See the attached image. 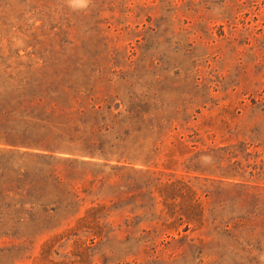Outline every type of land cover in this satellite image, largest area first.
<instances>
[{
  "label": "rangeland",
  "instance_id": "obj_1",
  "mask_svg": "<svg viewBox=\"0 0 264 264\" xmlns=\"http://www.w3.org/2000/svg\"><path fill=\"white\" fill-rule=\"evenodd\" d=\"M94 111L121 113L150 194L131 173L99 194L107 237H59L83 208L0 177V264H264V0H0V119Z\"/></svg>",
  "mask_w": 264,
  "mask_h": 264
},
{
  "label": "trees",
  "instance_id": "obj_2",
  "mask_svg": "<svg viewBox=\"0 0 264 264\" xmlns=\"http://www.w3.org/2000/svg\"><path fill=\"white\" fill-rule=\"evenodd\" d=\"M93 115L94 121L70 126L68 132L44 123L42 118H31L23 113H4L0 119V140L4 141V145L0 146V177L10 175L16 184L22 186V191L29 190L23 179L41 177L45 184L52 187L56 193L54 196L66 206L83 208L74 224L59 233V237L81 232L90 239L107 237L111 232V223L107 206L97 201L99 194L104 189H116L122 194L124 186L128 190L133 189L127 181L134 173L142 175L147 190L144 194L149 195L152 190L149 188L155 180L151 176L143 178L149 170L133 166L132 161L138 160L139 155L127 146L126 139L120 135L126 130L121 113L111 114L109 123L105 122V116L100 117V123L97 111ZM41 165L52 168L45 170ZM184 188H189L188 184L178 180H166L155 186L164 197ZM1 211L4 208L0 203V214ZM186 216L194 218L189 213Z\"/></svg>",
  "mask_w": 264,
  "mask_h": 264
}]
</instances>
